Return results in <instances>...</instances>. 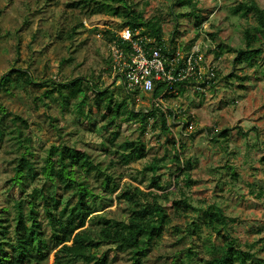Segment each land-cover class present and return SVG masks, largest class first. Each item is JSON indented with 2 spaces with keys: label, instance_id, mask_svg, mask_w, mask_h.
I'll use <instances>...</instances> for the list:
<instances>
[{
  "label": "rangeland",
  "instance_id": "1",
  "mask_svg": "<svg viewBox=\"0 0 264 264\" xmlns=\"http://www.w3.org/2000/svg\"><path fill=\"white\" fill-rule=\"evenodd\" d=\"M75 1L0 0V80L12 68L26 69L34 78L24 87L9 91L0 88V103L10 112L9 117L17 114L26 120L19 123L23 136H29L22 144L8 136L0 141V216L7 219L3 229L11 236H23L13 219L14 201L21 192L11 177L24 144L29 146L30 165L40 173L45 150L51 144L66 143L90 155V160L82 159L80 166L98 195L96 213L119 220L127 218L129 201L155 202L151 193L156 187L148 166L155 158L164 157L156 174L167 197L158 200L166 204L169 217L142 264H169L175 253L182 256L187 252L191 257L193 252L198 257L215 254L213 246L221 237L209 225L205 210L210 204H218L223 210L228 219L223 232L239 242L247 259L251 254L264 257V34L256 29L253 10L247 4L233 11L238 3L250 0H126L132 10L157 21L169 46L178 44L187 51L199 43L204 67L215 64L218 71L212 85H204L200 79L178 83L163 99L164 111L170 112L169 132L162 129L158 117L149 114L119 118L118 127L108 126L106 119H101L99 98L92 88H86L85 102L80 105L84 113L80 115L78 100L54 87L53 81L82 76L85 83L93 82L98 89L108 87L115 101L126 96L124 88L108 74L107 32L127 26L126 9L116 15H90ZM255 1L264 8V0ZM188 12L200 14V24ZM140 30L154 38L148 27ZM247 33L254 36L249 41ZM246 46H261L263 54L250 64L244 61L234 65L237 50ZM136 97V111L151 108L150 94ZM9 117L8 123L13 125ZM226 128L228 131L221 134ZM115 130L118 135L114 142L139 138L145 155L137 157L136 149L119 153L107 139ZM176 151L191 163L189 183L184 178L186 173H177ZM41 182V175L29 181L27 191ZM113 183L117 184L115 189ZM135 186L143 192L136 191ZM183 196L193 209L176 210L172 205V199ZM38 209L44 219L42 206ZM193 221L200 227L189 234ZM104 247L109 254L107 264L129 262L126 253L108 244ZM58 250L54 248L44 260L33 256L26 264H54ZM71 264L84 263L75 259Z\"/></svg>",
  "mask_w": 264,
  "mask_h": 264
},
{
  "label": "trees",
  "instance_id": "2",
  "mask_svg": "<svg viewBox=\"0 0 264 264\" xmlns=\"http://www.w3.org/2000/svg\"><path fill=\"white\" fill-rule=\"evenodd\" d=\"M75 4L86 8L90 15L101 13L116 15L125 8L124 24L132 30L148 27L151 30L150 34L154 36L153 39L168 52L169 44L163 39L157 21L145 18L143 12L132 10L127 6L126 0L121 2L77 0ZM243 4H247L253 10L257 22L256 29L260 34H264V8L258 5L255 0H250L238 3L234 6L233 11L238 12ZM188 13L193 14L197 18V23L200 24L203 19L200 14ZM107 32L110 39L117 38L119 40L113 31L107 30ZM142 33L145 34V31L143 30ZM245 37L249 41L254 36L247 33ZM262 54L261 46H246L237 50L232 61L234 65L244 63V61L250 64ZM33 82L34 78L26 69L12 68L2 75L0 88L9 91L12 87H24ZM53 83L54 87L64 90L71 99L78 100L76 106L80 115L84 113L80 105L85 102L86 88H92L99 98L97 105L101 110V119H106L108 126L118 127L119 118H139L142 114H149L159 118L160 125L165 132L170 131L168 122V113L170 112L166 113L159 106H153L147 111H136L134 96L130 93L126 92V96L122 100L115 101L111 93L108 92V87L98 89L93 82L85 83L82 76L65 81H53ZM164 85L163 82L157 84L153 95H159ZM9 113L0 103V141L8 136L22 144L29 139V136H23V128L19 122H27L17 114H12L9 117ZM171 113L173 112L171 111ZM8 117L13 125L8 123ZM227 131L228 128L222 130L221 134H225ZM117 135L118 130H115L113 137L107 139L112 145L119 148V153L123 154L125 151L136 149L137 157L145 155V147L141 139L124 138L116 143L114 139ZM24 147L25 150L15 158L14 174L11 177L12 182L19 186L21 192L14 201L16 211L13 219L15 225L23 231V236L21 238L7 233L3 229V222L7 219L0 216V264H26L33 256L44 260L56 247H59V250L54 254V264H71L75 259H80L84 264H107L109 263V254L104 247L107 244L115 251L127 254L129 262L125 264L143 263L152 244L161 237L169 217L166 204L158 200L160 196L167 197L166 188L160 183L159 175L156 174L164 157L155 158L148 166L153 172L150 177L151 183L156 187V190L151 193L155 202L131 200L128 203L127 218L119 220L104 213H96L98 195L88 184L87 177L80 166L82 159L90 160L88 152L66 143L51 144L45 150L46 153L42 158L43 169L39 173L37 168L30 165L27 154L29 146L24 144ZM173 158L177 162V173H186L185 181L191 182L192 179L187 172L191 167L190 161L183 160L179 151L175 152ZM99 171L103 173V169L100 167ZM39 175L42 176V182L34 185L28 192L29 181ZM116 187L117 184L113 183L112 189ZM135 190L143 192L137 186H135ZM158 190H161V193ZM63 193L65 196H62ZM38 198H41V202L37 201ZM172 205L176 210L194 208L185 196L172 199ZM38 206H42L44 219L40 217ZM1 209L2 211L7 210ZM205 211L210 218L209 225L221 237V242L213 246L215 254L198 257L197 252H193V257H191L187 252L182 256L175 253L169 264H264V257H259L256 254H251V258L247 259L239 242L230 233L223 232L228 219L218 204H210ZM199 227V223L193 221L189 227L190 230H188L189 234L196 233ZM100 250L101 253L98 254L97 252ZM62 252L66 254H61Z\"/></svg>",
  "mask_w": 264,
  "mask_h": 264
},
{
  "label": "built area",
  "instance_id": "3",
  "mask_svg": "<svg viewBox=\"0 0 264 264\" xmlns=\"http://www.w3.org/2000/svg\"><path fill=\"white\" fill-rule=\"evenodd\" d=\"M113 32L119 40H109L108 74L112 81L134 97L150 94L151 107H162L163 99L174 92L178 82L200 79L209 86L215 81L217 68L211 63L204 67L199 43L187 51L175 44L168 46L167 52L140 28L132 30L124 26ZM160 82L165 85L162 92L154 96L153 91Z\"/></svg>",
  "mask_w": 264,
  "mask_h": 264
}]
</instances>
